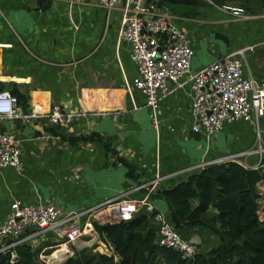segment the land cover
I'll use <instances>...</instances> for the list:
<instances>
[{
    "label": "crops",
    "instance_id": "0c3cea01",
    "mask_svg": "<svg viewBox=\"0 0 264 264\" xmlns=\"http://www.w3.org/2000/svg\"><path fill=\"white\" fill-rule=\"evenodd\" d=\"M169 3L165 1L161 10L172 15L190 38L192 72L253 47L244 54L243 74L264 82V5L256 0L246 8L238 1L222 7L211 0ZM120 20L118 10L107 15L95 4L0 0L1 91L25 96L23 112L37 105L47 113L58 104L65 111L82 113L68 125H50L45 118L0 119V132L12 133L19 141L22 164L21 172L0 169V223L14 201L51 205L69 214L118 196L139 200L147 192L138 187L156 176L164 180L150 202L168 220L161 189L198 173L191 169L194 166L254 150L258 144L264 147V116L258 130L237 121L224 124L213 137L192 133L188 85L174 89L169 84L171 92L162 99L153 123L143 94L131 85L137 68L129 44L117 42ZM92 135L94 139H89ZM240 161L254 170L258 156ZM122 162L133 166L132 176ZM139 212L150 215L144 209ZM148 227L156 231L152 220ZM178 232L198 244L202 254L219 245L218 236L204 226ZM30 246L48 261H59L63 254L53 253L51 242L36 239ZM69 247L74 252L84 249L80 242Z\"/></svg>",
    "mask_w": 264,
    "mask_h": 264
},
{
    "label": "built area",
    "instance_id": "2783aa9c",
    "mask_svg": "<svg viewBox=\"0 0 264 264\" xmlns=\"http://www.w3.org/2000/svg\"><path fill=\"white\" fill-rule=\"evenodd\" d=\"M66 1L69 4H95L104 9L107 15L113 10L119 11L121 20L117 42L125 41L129 44L130 58L137 68V75L131 85L143 94L153 123L157 121L162 99L171 92L169 84L174 89L188 85L190 111L194 119L192 133L213 137L222 130L224 124L237 121L249 123L258 130L259 119L264 116V82L257 83L243 74L244 54L246 51H253V47L241 49L192 72V42L175 25L172 15L157 10L158 0ZM81 114L65 111L58 104L52 105L47 113H43L37 105L30 111L23 112L15 95L0 90V119L28 122L31 119L45 118L50 125H68ZM20 155V144L14 134L0 132V169L11 167L16 172H21ZM250 155L258 156V164L254 170L262 168L264 147L258 144L254 150L202 163L191 169L202 170L209 165L229 162L240 165V159ZM163 180L164 178L156 176L154 180L138 187L147 192L142 199L118 196L114 200L69 214H62L60 209L51 205H22L14 201L0 223V253L9 252L10 261L14 262L17 259L14 251L17 246L31 245L38 239L40 242H51L53 253L64 249L59 252H64L59 261L55 258L48 261V258L39 254L41 260L45 259L52 264H64L72 257L74 251L69 245L76 242H80L84 248L95 245L93 252L101 253L100 248L110 254L112 247L97 241L99 237L94 222L99 225L118 223L144 209L152 214L157 246L172 249L179 252L182 259L191 260L200 253L198 244L184 240L164 214L155 210L150 202L151 194Z\"/></svg>",
    "mask_w": 264,
    "mask_h": 264
},
{
    "label": "trees",
    "instance_id": "16d2710c",
    "mask_svg": "<svg viewBox=\"0 0 264 264\" xmlns=\"http://www.w3.org/2000/svg\"><path fill=\"white\" fill-rule=\"evenodd\" d=\"M165 1L175 5L180 0H162L157 10ZM211 1L220 7L238 1L245 8L251 2ZM256 1L264 5V0ZM11 94L25 111L26 97ZM122 163L128 177L132 176L133 166ZM262 165L258 170L233 162L209 165L185 181L160 190L168 206V220L176 230L204 226L218 236L219 245L205 254L184 260L179 252L157 246L156 231L148 227L152 214L139 212L114 224L94 222L102 241L112 247L110 256L84 248L75 251L64 264H264V159ZM14 251V262L5 252L0 253V264H49L29 244L17 246Z\"/></svg>",
    "mask_w": 264,
    "mask_h": 264
},
{
    "label": "water",
    "instance_id": "95a60500",
    "mask_svg": "<svg viewBox=\"0 0 264 264\" xmlns=\"http://www.w3.org/2000/svg\"><path fill=\"white\" fill-rule=\"evenodd\" d=\"M146 1H148V0H146ZM161 1H162V0H158V1H157V4H161Z\"/></svg>",
    "mask_w": 264,
    "mask_h": 264
},
{
    "label": "bare ground",
    "instance_id": "6f19581e",
    "mask_svg": "<svg viewBox=\"0 0 264 264\" xmlns=\"http://www.w3.org/2000/svg\"><path fill=\"white\" fill-rule=\"evenodd\" d=\"M62 250H64V249H59V251H62ZM64 253V252H63Z\"/></svg>",
    "mask_w": 264,
    "mask_h": 264
},
{
    "label": "rangeland",
    "instance_id": "374dc122",
    "mask_svg": "<svg viewBox=\"0 0 264 264\" xmlns=\"http://www.w3.org/2000/svg\"><path fill=\"white\" fill-rule=\"evenodd\" d=\"M50 256V255H49ZM48 257V256H47ZM49 258V257H48ZM48 260V259H47ZM54 264V263H53Z\"/></svg>",
    "mask_w": 264,
    "mask_h": 264
}]
</instances>
